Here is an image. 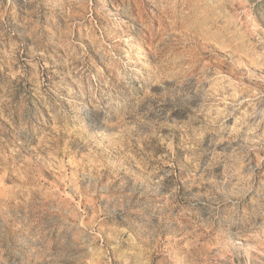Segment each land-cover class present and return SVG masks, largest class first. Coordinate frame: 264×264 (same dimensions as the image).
<instances>
[{
    "label": "rangeland",
    "instance_id": "obj_1",
    "mask_svg": "<svg viewBox=\"0 0 264 264\" xmlns=\"http://www.w3.org/2000/svg\"><path fill=\"white\" fill-rule=\"evenodd\" d=\"M0 264H264V0H0Z\"/></svg>",
    "mask_w": 264,
    "mask_h": 264
}]
</instances>
